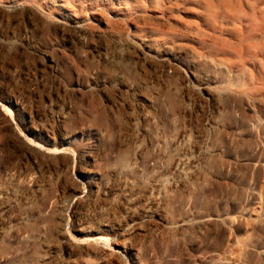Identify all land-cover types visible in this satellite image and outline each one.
<instances>
[{
	"label": "bare ground",
	"instance_id": "bare-ground-1",
	"mask_svg": "<svg viewBox=\"0 0 264 264\" xmlns=\"http://www.w3.org/2000/svg\"><path fill=\"white\" fill-rule=\"evenodd\" d=\"M222 1L185 2L196 22L173 28L172 6L153 1L0 0V51L32 64L13 73L32 74L28 96L0 92V264H143L150 233L168 224L163 194L199 176L195 153H221L227 103L264 100V2L240 4L254 20L223 28ZM208 30L230 37L217 43ZM159 34L178 45H162ZM198 47L216 49L204 57L237 90L212 89ZM58 51L88 65L83 81L65 78ZM159 69L180 85L175 92L161 88ZM76 92L96 99L101 129L76 128ZM161 100L182 118L204 102L218 116L208 114L205 135L173 134Z\"/></svg>",
	"mask_w": 264,
	"mask_h": 264
},
{
	"label": "rangeland",
	"instance_id": "rangeland-1",
	"mask_svg": "<svg viewBox=\"0 0 264 264\" xmlns=\"http://www.w3.org/2000/svg\"><path fill=\"white\" fill-rule=\"evenodd\" d=\"M145 1L150 4L153 1L152 5L156 2L160 7L165 8L172 6L173 12H170L168 16L171 17L173 28H180L182 22L188 24L196 22L194 15L187 13V8L196 11L194 5H184L185 2L189 3V0ZM263 2L264 0H241L240 3L236 1L232 5L236 8L234 10L232 7L228 8L226 0L222 1L227 12L215 20L218 25L224 22L223 28H226L229 22L238 21L240 23L249 17L253 21L254 17L251 12L247 13L248 17L244 19L240 4L243 10L251 11L253 3L262 7ZM17 5L14 4L13 7ZM250 19L248 21H251ZM152 28L155 27L152 26ZM216 31L212 32L216 36L217 43L224 38L229 39L227 37L229 34ZM165 32L172 31L165 29ZM157 36L156 38L162 45L177 46L179 43V41L171 40L167 35ZM165 36H167L166 39ZM209 51L215 52L216 49L198 47L195 54L202 55L201 70L216 77L211 83L212 89L217 92L237 90L234 80L224 78L222 72L205 58ZM56 54L67 63L64 67V75L68 81H83L86 78L87 64L76 60L74 55L68 51H58ZM23 59L22 56L14 58L13 52L0 51V92L4 91L7 94L12 93L22 97L28 96L32 74L26 75V72L17 80L13 77L15 71L21 70L18 68H26L29 63L32 65L31 61L28 63L26 59ZM160 71L159 69L154 72V76L162 86L161 88L167 86L175 92L180 85L169 78L170 73ZM75 94V102L83 110L82 117L74 121L76 128L83 129L91 126L97 130L101 129L103 123L98 115L96 99L89 94L77 92ZM161 101L158 113L163 117H171V125L167 123L166 128L172 129L173 134L186 127L192 137H197L200 133L205 135L209 122L207 118L218 116L213 108L204 102L192 108L191 116L186 115L182 118L178 111L169 112L167 103ZM39 109L38 112H40ZM221 119L225 126L220 140L221 153L211 152L212 156L207 158L200 153H195L199 176L194 180H188L185 188H178L163 194V197L171 203V207L166 209L168 224L164 227L159 226L150 233L151 241L141 250L143 264H264V100H256L250 107L245 100L240 98L230 101ZM210 136L208 139L212 140V132ZM207 147L210 149L209 146ZM173 178L175 180L174 176ZM181 221H184L185 225L173 224L182 223ZM68 231L70 234L77 235L70 228Z\"/></svg>",
	"mask_w": 264,
	"mask_h": 264
}]
</instances>
